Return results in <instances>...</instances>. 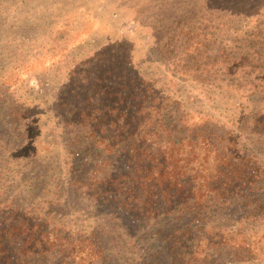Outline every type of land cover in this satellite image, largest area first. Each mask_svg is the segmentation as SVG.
<instances>
[{
    "label": "trees",
    "instance_id": "16d2710c",
    "mask_svg": "<svg viewBox=\"0 0 264 264\" xmlns=\"http://www.w3.org/2000/svg\"><path fill=\"white\" fill-rule=\"evenodd\" d=\"M247 1L225 0L239 8L231 14L239 18L250 14ZM184 20L154 43L153 51L169 58L165 68L171 79L166 76L163 87L152 78L147 86L138 71L130 79L107 71L103 75L111 85L93 91L86 100L92 105L73 106L67 91L55 94L59 106H51L50 114L62 132L52 138L66 142L74 160L70 178H80L69 186L86 201L97 226L69 231L54 215H68L65 204L52 208V201L40 208L27 203L24 214L16 213L0 192V264H116L110 251L118 231L141 245V256L134 252L130 264H264L257 231L264 228V103L258 110L234 111L230 122L236 125L228 128L213 116L185 110L176 93L166 91L174 90L176 80L213 66L196 58L200 48L209 54L207 34L198 40L182 28ZM69 71L57 76L74 79ZM39 79L55 86L47 73ZM252 98L238 99L251 103ZM123 101L130 104L129 113L119 109ZM26 114L19 110L12 118Z\"/></svg>",
    "mask_w": 264,
    "mask_h": 264
},
{
    "label": "rangeland",
    "instance_id": "374dc122",
    "mask_svg": "<svg viewBox=\"0 0 264 264\" xmlns=\"http://www.w3.org/2000/svg\"><path fill=\"white\" fill-rule=\"evenodd\" d=\"M206 1L209 6L203 0H0L1 201L13 203L19 214L25 213L27 203L36 208L49 201L52 208L65 204L64 214L69 216L54 212L57 223L62 221L69 231L97 226L86 201L69 186L80 178H70L69 163L74 160L67 154L66 142L52 138L54 132H62L50 114L51 106L57 104L55 94L67 91L73 106L84 107L93 91L111 85L103 75L107 71L126 79L138 71L147 86L152 78L163 87L165 77L171 79L165 68L169 58L154 52V43L184 17L182 28L198 35L195 38L207 34L204 43L210 42L209 54L200 48L196 58L213 66L210 72L176 80L174 90L166 91L175 92L185 110L213 116L228 128L236 125L230 122L234 111L260 109L264 103V0H248L250 14L243 18L231 15L239 8L231 9L225 0ZM185 54L180 58L183 64ZM71 69L74 79L57 76L67 71L70 75ZM45 73L53 77L55 86L39 79ZM54 87L56 92L50 91ZM242 94L254 96L251 103L239 100ZM118 107L131 111L126 101ZM19 110L26 111V116L12 118ZM223 111L226 114L220 117ZM44 114L48 119L40 123ZM13 175L16 182L11 181ZM257 231L264 243V228ZM113 241L110 254L116 264H130L134 252L138 258L142 254L141 245L125 239L122 231L113 235Z\"/></svg>",
    "mask_w": 264,
    "mask_h": 264
}]
</instances>
